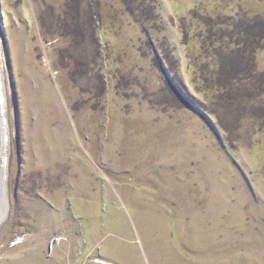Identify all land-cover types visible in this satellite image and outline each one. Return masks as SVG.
I'll list each match as a JSON object with an SVG mask.
<instances>
[{
	"label": "rangeland",
	"instance_id": "374dc122",
	"mask_svg": "<svg viewBox=\"0 0 264 264\" xmlns=\"http://www.w3.org/2000/svg\"><path fill=\"white\" fill-rule=\"evenodd\" d=\"M131 1L0 0V264H264V0Z\"/></svg>",
	"mask_w": 264,
	"mask_h": 264
},
{
	"label": "trees",
	"instance_id": "16d2710c",
	"mask_svg": "<svg viewBox=\"0 0 264 264\" xmlns=\"http://www.w3.org/2000/svg\"><path fill=\"white\" fill-rule=\"evenodd\" d=\"M123 1V3H124V5H126V7H127V5H129L130 3H134L133 1H131V0H122ZM194 9H192L191 11H190V13H189V15H192V11H193ZM129 13L131 12V11H129V10H127ZM184 35V37H186V34H183ZM217 40H218V38H217ZM217 42V41H216ZM209 47H211V46H209ZM215 54H217L218 53V51H213ZM254 53H255V51H254ZM253 56H254V54H253ZM253 61L254 60H252V63H253ZM254 65V64H253ZM253 65L251 64V65H249L248 66V70H249V72H255V69H254V67H253ZM207 68H208V65H205V66H198V68H197V70H194V79H193V82H194V84L196 85V87H197V84H201L202 85V90L203 91H205L207 94L210 92V88H213V86H212V84H211V87H210V78H208V73H206L207 72ZM216 71L214 70V72H213V77H216V75L218 74V76L216 77L217 79H216V81H217V84H219V83H222L223 81H222V79H223V75H221V74H219V72H216ZM213 79V78H212ZM208 96H209V94H208ZM207 109H209L208 107H207ZM217 118V117H216ZM220 124V123H219ZM220 126L221 127H223L224 128V126H223V124L221 123L220 124Z\"/></svg>",
	"mask_w": 264,
	"mask_h": 264
},
{
	"label": "water",
	"instance_id": "95a60500",
	"mask_svg": "<svg viewBox=\"0 0 264 264\" xmlns=\"http://www.w3.org/2000/svg\"><path fill=\"white\" fill-rule=\"evenodd\" d=\"M2 111L0 101V179H1V168H2Z\"/></svg>",
	"mask_w": 264,
	"mask_h": 264
},
{
	"label": "bare ground",
	"instance_id": "6f19581e",
	"mask_svg": "<svg viewBox=\"0 0 264 264\" xmlns=\"http://www.w3.org/2000/svg\"><path fill=\"white\" fill-rule=\"evenodd\" d=\"M1 85V84H0ZM142 154V153H141ZM1 181H2V173H1ZM105 264H112V263H108V262H104Z\"/></svg>",
	"mask_w": 264,
	"mask_h": 264
}]
</instances>
